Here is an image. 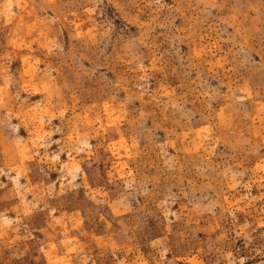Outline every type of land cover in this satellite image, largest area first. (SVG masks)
<instances>
[{"label":"rangeland","instance_id":"1","mask_svg":"<svg viewBox=\"0 0 264 264\" xmlns=\"http://www.w3.org/2000/svg\"><path fill=\"white\" fill-rule=\"evenodd\" d=\"M0 264H264V0H0Z\"/></svg>","mask_w":264,"mask_h":264}]
</instances>
